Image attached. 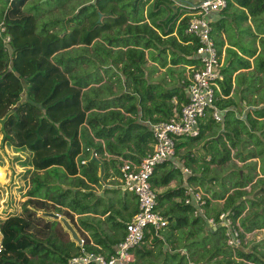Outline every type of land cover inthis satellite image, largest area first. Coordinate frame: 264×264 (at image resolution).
Segmentation results:
<instances>
[{
  "label": "trees",
  "instance_id": "16d2710c",
  "mask_svg": "<svg viewBox=\"0 0 264 264\" xmlns=\"http://www.w3.org/2000/svg\"><path fill=\"white\" fill-rule=\"evenodd\" d=\"M26 1L0 0V20L4 21L10 35L11 48L8 67L9 56L0 41L2 139L15 150H27L30 165L35 170L60 167L64 175L77 177L80 185H100V165L103 177H107L109 167L113 175L118 176L121 162L118 157L130 160L142 157L152 140L151 131L126 117L120 110L122 104L110 105L105 100L104 104H97L91 99L82 104V88L70 81L67 69L59 66V60H53L54 53L68 42L63 38V42L55 43L60 37L49 39L46 36L49 22L43 23L37 31L34 15L23 9ZM89 5H94L95 10L85 16H98L99 11L108 23L100 25L94 21L95 31L87 30L84 40L89 43L103 31L100 29L103 25H108L111 31L102 32L100 43L105 58H109L112 65L120 64L119 69L126 82L133 84L136 90L144 82L141 68L144 50L148 51L151 60L158 61L162 67L169 63L167 71L175 72L177 84L161 90L160 100L146 108L149 113L161 112L162 120L167 119L173 106L179 108L187 101L183 76L185 67L198 66L194 54L196 40L185 32L188 16L171 0H92L80 6L68 20L80 23L78 16ZM209 24L218 55L222 50L224 52L220 67L222 79L218 81L219 91L214 100L222 120L216 122L206 116L197 136L179 137L176 153L180 146L199 140L206 130L218 128V138L202 142L209 159L205 162V157L202 158L204 163L192 168L193 173L186 176L187 182L202 187L210 199L207 200L204 216H194L193 206L183 202L185 188L179 168L174 167L171 160L155 166L149 180L157 191V201H170L160 212L167 219L163 228L167 234L163 237L168 245L175 244L176 249L181 248L165 261L181 264L184 257L189 256L190 260L196 254L198 258L194 259V263L199 264H264V251L256 250L257 246L264 247V242L253 245L248 251L243 250L242 245L230 248L225 244L222 227L213 228L206 220L208 216L216 219L220 211L230 210L244 232L264 227V0H227L219 17L210 19ZM23 91L25 99H21ZM143 92L142 100L149 95L148 89L143 88ZM173 96L176 104L169 102ZM122 97L131 99L133 96L123 93ZM124 111L135 113L136 105L131 103ZM239 111L241 115H238ZM82 127L87 135L84 146L80 141ZM129 142H132L133 149L124 152V147L129 148ZM90 149L97 152L99 158L92 157ZM82 151L89 156L86 161L89 166L80 172V177L79 165L86 163H78L76 158ZM104 153L109 156L106 158ZM181 156L186 166L196 162L187 151ZM231 158L241 162V168L230 169L223 174L219 189L205 187L204 175L208 164L223 166ZM174 178H178L177 184L168 187ZM159 187L164 189L159 191ZM41 188H45L44 194H40ZM49 191L48 185L37 183L21 203L20 213L0 222V264H32V257H36V264H64L68 257L76 253L77 245L70 239V234L58 220L46 216L51 211L59 213L57 205L63 203L61 195L70 190L66 189L61 195L59 193L51 198L47 196ZM79 192L84 199L91 198L93 194L91 190ZM122 192L123 201L114 213L119 215L117 225L124 230L126 222L136 211L137 202L132 194ZM220 200L222 206L219 210L209 207L211 201ZM74 205L79 206V209L76 207L77 213L91 209L88 200H84L83 204L75 202ZM74 211L72 207L62 210L70 223ZM150 235L152 241H161L154 234H146L144 240ZM82 239L89 247L87 239ZM198 248L201 250L198 251Z\"/></svg>",
  "mask_w": 264,
  "mask_h": 264
},
{
  "label": "rangeland",
  "instance_id": "374dc122",
  "mask_svg": "<svg viewBox=\"0 0 264 264\" xmlns=\"http://www.w3.org/2000/svg\"><path fill=\"white\" fill-rule=\"evenodd\" d=\"M90 1L92 0H27L23 6V9L28 13L34 15L37 31H40L43 23L49 22V29L46 36H49V39L54 38V36L60 37L56 39L55 43L63 42V38H65V41L68 42V45L63 46L57 50L58 53L55 52V54H57L53 57V60H59V66L64 70L67 69V76L70 78V81L72 83L77 82L81 85L90 83L89 88L83 91L82 94L83 105L86 104L87 99H91L97 102V104H104V100L105 103L110 105H112L113 103L122 104L124 100L122 94L125 88L123 86V84L125 83V76L119 69L120 65L112 66L111 64H109L111 63V61H109V58H105L103 47L100 44L102 40V32L111 31L110 27L108 25H103V27L100 28L103 31H100L99 34L93 37L89 43H86V41L84 40L85 38H87V30H90L91 32L95 31L96 26L93 25L94 21H97L101 23L100 25H102L103 23H106V20L108 19L104 17V15L99 11H97L98 16H96L95 14L85 16L95 10L94 5H89L86 10H83L79 14L78 20L80 21V23L68 20L77 12L80 6L88 4ZM146 8L147 4L144 6L145 10ZM106 16L109 17L110 15L106 14ZM144 16H146L145 13ZM55 20H57L58 23L51 25L50 22ZM44 41L47 42L46 39ZM92 41L95 42L92 44ZM167 66H169V63L166 64V67ZM106 67L109 68L105 69ZM158 67L156 72H167L166 67L162 69ZM174 68L179 69V66H175ZM100 78H102V80L98 82ZM165 80L166 79H164V81ZM172 81L174 80L172 79ZM21 99H25V91L22 92ZM131 103H133V101H131ZM243 107L244 106H242V108ZM239 114L241 115V111L238 112V115ZM86 136L87 135L85 134V130L82 127L80 133V141L83 146L86 141ZM218 136H220L218 128L206 130L204 132V135L199 140L189 142L180 146L177 150L178 153H176L175 157L173 158V162L184 164V159L182 158L181 154L187 151L190 157H192L196 161L192 162L190 166H187L190 170V173H193L192 168H196L198 164L204 163L202 158L205 157V162H207V160L209 159L207 148L202 146V142L210 138L216 139L218 138ZM91 151L92 149H90V152ZM29 158L30 153L27 150H15L2 139L0 122V192L3 199V202L1 204L3 206L0 208V213L2 212V214L0 215V221L3 220L7 215L20 213L22 206L21 203L27 198L28 192L37 183H42L50 187V191L47 192V196L49 198L59 193L61 195V193H63L66 189L70 190L66 194L61 195L63 205H57L59 207V213L51 211L58 214V218L55 220H58L60 223V218L65 219L64 215L62 214V210L71 209L72 207L73 210H75L74 212H76V207L77 209H79V206L74 205L75 202H78V204H83V201L81 199L82 197H80L82 194L79 191H98V185L87 183L89 185L81 184V186L77 182V177L64 175V172L60 167H51L47 170H35L30 165ZM81 159H86V161L89 159V156L85 151H82L76 158L78 163ZM241 165L242 163L235 158H231L229 161H226L223 166H219L215 163H209L208 169L205 172L206 175H204V186L211 189H219V182H221L223 174L228 173L230 169L235 170L237 168H241ZM88 166L89 163H86L85 165H79L78 175L80 177V172L84 171ZM169 167L170 166H167V168ZM181 175L183 185L189 184V186L191 187H198L204 191V189L197 184L187 182V175L182 173ZM99 177L104 178L103 173L100 175L99 172ZM177 182L178 181H176L175 184H177ZM115 183L116 181L114 180L110 181V184ZM85 186L88 187L86 188ZM75 189L80 190H78L77 192L74 191ZM39 192L40 194H44L45 188H41ZM87 199H89V197H87ZM169 203L170 201L166 202L164 200H160L158 202L159 211L162 212V210L165 209L169 205ZM221 206V200L211 201L209 203V207H213L214 210H219ZM212 210L213 209H211V211ZM46 216L49 219H53L48 215ZM65 220L68 222V219ZM63 228L69 234V231L66 230L64 226ZM261 229L264 230V227ZM261 229H255L243 235V242L241 246L243 250H251L253 245L264 242V231H262ZM161 233L164 237H166L167 233L165 232V230H162ZM176 235L177 232L175 231L173 235L174 243L176 242ZM177 245L180 246L181 242L178 241ZM169 248H175L176 250V247L172 245H169ZM259 249L264 251V247L257 246L256 250ZM197 250L200 251L201 248H198ZM180 255H182L181 252ZM191 258L192 259L189 260V256L184 257L181 264H199L194 263V259L198 258L196 254L192 255ZM32 259V264H36V257H32ZM148 261L149 259H145L146 264H150ZM153 261L154 260H151L152 263Z\"/></svg>",
  "mask_w": 264,
  "mask_h": 264
},
{
  "label": "built area",
  "instance_id": "2783aa9c",
  "mask_svg": "<svg viewBox=\"0 0 264 264\" xmlns=\"http://www.w3.org/2000/svg\"><path fill=\"white\" fill-rule=\"evenodd\" d=\"M171 1L188 16L185 32L193 36L197 43L194 54L198 59V66L191 68L185 78L187 101L180 104L179 108L173 106L167 119L150 124L151 149L138 161L125 159L120 162L117 186L132 194L137 202L136 211L125 224L123 237L106 254L89 249L83 239L79 238V242L75 241L76 253L68 257L64 264H131L134 260L132 250L144 241L145 235L158 236L159 230L167 224L166 217L158 208L156 190L149 180L155 166L175 156L179 137L197 136L206 116L216 122L222 120L220 110L214 105L215 94L219 91L218 81L222 79L221 61L210 35L209 16L221 12L226 7L227 0ZM0 41L9 56L8 67H10V35L3 20H0ZM90 155L99 158L98 153L93 150ZM104 155L106 158L109 156L106 153ZM80 163L85 164L86 160L81 159ZM174 167L179 168L182 174L190 173L189 168L184 164L174 163ZM184 188L183 202L193 206L194 216H204L207 200L210 199L209 194L189 184L184 185ZM2 202L0 192V208L3 206ZM8 216L10 215L6 217ZM206 220L213 228L222 227L224 241L228 247L236 248L242 245L243 235L247 232L242 230L238 219L233 218L230 210L220 211L216 219L208 216Z\"/></svg>",
  "mask_w": 264,
  "mask_h": 264
},
{
  "label": "crops",
  "instance_id": "0c3cea01",
  "mask_svg": "<svg viewBox=\"0 0 264 264\" xmlns=\"http://www.w3.org/2000/svg\"><path fill=\"white\" fill-rule=\"evenodd\" d=\"M219 15L220 13L212 14L211 16H209V19L217 18L219 17ZM94 42L95 41H92V44ZM225 46L226 44L223 46V49ZM223 53L224 52L222 50L219 55L221 64L223 61ZM109 67H106L105 69ZM157 67L162 69L166 66L162 67L158 61L151 60L150 55H148V51L144 50V59L141 65V68L143 69L142 77L144 78L143 84H139L137 90L134 88L133 84H128L126 82L127 81L126 79H125V83L123 84V86L125 87L123 93L130 94L133 97L131 99H127L126 97H123L124 100L122 103V108L120 110L124 113L126 117H131L132 119H134L135 122L145 125L149 130H150V124L153 121L155 122L157 120H162L163 115L159 111H152L151 113H149L148 111H146V108L151 107L154 101L156 102L160 100L159 94L161 90L169 89L177 84V79L174 73L169 71L164 73L156 72ZM190 71H191V67L186 66L183 72V76L186 78L189 75ZM164 79L166 80L164 81ZM172 79L174 81H172ZM101 80L102 78H100L98 82H100ZM78 85L82 88V91H85L86 89L89 88L90 83H85L83 85L78 83ZM147 85L149 87H146ZM143 88L149 90V95L142 100L141 97L144 95ZM131 101H133V103L136 105L135 113L124 111V109L126 110V107L129 104H131ZM169 102L171 104H176V98L173 96L169 100ZM92 110H96V109H92ZM98 111L102 112L103 110H98ZM128 145L130 149L124 147V152L132 151L133 149L132 142H129ZM151 145H152V141H149L146 151L151 149ZM140 158L141 156L140 157L138 156L136 160L133 159L131 160L138 161ZM118 159L120 161L125 159L130 160V158H121V157H118ZM171 161L174 165L173 158L171 159ZM106 172H107V177L99 178L100 185H98L99 186L98 191L91 190L93 194L91 198L89 197V199L81 198L82 201L89 200L91 209L87 212H81V213H77V211L73 212L74 214L73 221L70 223L68 220L70 226L72 227V229L79 238L81 239L86 238L88 241V246L90 248H95L105 254L109 253L112 250L115 243L119 241L124 235L123 228L117 225V221L119 220V215H115L114 213L115 209L121 206V202L123 201L124 198L122 192L123 190L117 186V176L113 175L112 169L109 167ZM84 180L85 182H87L85 178ZM111 180L116 181V183L110 184ZM176 181H177L176 178L172 179L168 183V187H173L174 185H176L175 184ZM116 188H119V190H117ZM163 189H164L163 187L158 188L159 191ZM80 197H82V195ZM129 202L130 201L128 200L127 202L128 206H129ZM109 215L111 217H109ZM151 237L152 235H150L148 239H145L139 246L135 247L132 250L134 255V260L131 264H146L145 259H149L148 262L150 264H151V260H154L153 263L155 262L156 264H170V262L165 261V259L169 258V255L171 253L180 249L178 248L176 250H173L172 248H169V245L166 243L162 233L160 232L158 234V237L161 239L160 242L152 241ZM70 239L73 240L72 238ZM73 241L75 242V240Z\"/></svg>",
  "mask_w": 264,
  "mask_h": 264
},
{
  "label": "water",
  "instance_id": "95a60500",
  "mask_svg": "<svg viewBox=\"0 0 264 264\" xmlns=\"http://www.w3.org/2000/svg\"><path fill=\"white\" fill-rule=\"evenodd\" d=\"M101 174H102V165H100V175ZM47 215L49 217H52L53 219H57L58 218V214L54 213V212H49V213H47ZM60 221H61L62 225L66 228V230L69 231V234H70L71 238L73 240H75L76 242H79V237L76 235V233L74 232V230L72 229L70 224L64 218H60Z\"/></svg>",
  "mask_w": 264,
  "mask_h": 264
}]
</instances>
